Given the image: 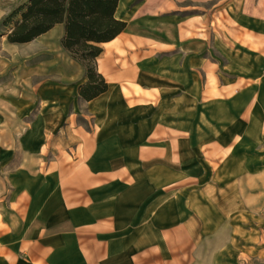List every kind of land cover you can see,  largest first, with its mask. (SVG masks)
Here are the masks:
<instances>
[{
	"label": "crops",
	"instance_id": "1",
	"mask_svg": "<svg viewBox=\"0 0 264 264\" xmlns=\"http://www.w3.org/2000/svg\"><path fill=\"white\" fill-rule=\"evenodd\" d=\"M115 16L126 26L100 43L108 87L93 98L78 93L84 71L51 60L48 78L41 60L35 73L24 60L0 82V264H138L149 247L163 261L172 228L196 218L198 243L215 229L211 185L243 167L235 138L248 126L235 109L251 99L220 77L229 62L217 67L208 45L264 35V0H118ZM63 32L57 22L7 41L30 48ZM261 99L249 110L264 116Z\"/></svg>",
	"mask_w": 264,
	"mask_h": 264
},
{
	"label": "rangeland",
	"instance_id": "2",
	"mask_svg": "<svg viewBox=\"0 0 264 264\" xmlns=\"http://www.w3.org/2000/svg\"><path fill=\"white\" fill-rule=\"evenodd\" d=\"M22 1L0 0V82L12 80L15 76L12 73L19 71V65L24 67V60L31 73H35L39 60L42 67L51 60L54 66L58 65V71L75 70L81 74L84 65L61 47L57 33L44 41L31 42L30 48L29 44L25 47L8 43L5 33L8 26L2 25L1 19ZM240 38L237 35L220 36L217 45L209 42L208 55L217 67L229 62L219 75L233 83V93L247 91L250 95V102L246 100L244 103L247 104L236 105L235 109V120L248 126V131L235 138L234 154L243 167L227 182L211 185L218 210L213 221L215 229L203 237L202 243L197 242L198 233L193 235L191 232H198L200 226L199 220L194 218L193 230L184 225L170 230V259L162 261L157 248L149 247L140 253L138 264H264V116L249 110L257 92L263 97L259 102L264 104V35L251 33L247 39L250 43L245 46L238 41ZM40 69L43 70L41 79L48 78L51 69ZM14 110L11 106L12 117L17 118ZM32 115L31 112L26 118ZM20 154L16 145L11 164ZM7 187L8 183L0 175V191Z\"/></svg>",
	"mask_w": 264,
	"mask_h": 264
},
{
	"label": "trees",
	"instance_id": "3",
	"mask_svg": "<svg viewBox=\"0 0 264 264\" xmlns=\"http://www.w3.org/2000/svg\"><path fill=\"white\" fill-rule=\"evenodd\" d=\"M117 4L118 0H24L2 17L1 24L8 26L6 39L18 43L63 22L60 43L84 65L86 79L79 83L78 93L88 100L108 87L95 60L102 50L100 43L126 26V20L115 16Z\"/></svg>",
	"mask_w": 264,
	"mask_h": 264
}]
</instances>
